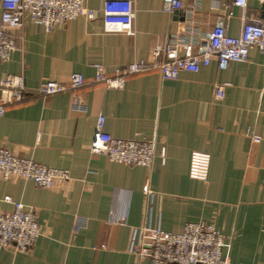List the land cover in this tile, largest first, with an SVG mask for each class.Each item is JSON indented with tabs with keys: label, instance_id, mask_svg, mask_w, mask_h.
<instances>
[{
	"label": "crops",
	"instance_id": "obj_1",
	"mask_svg": "<svg viewBox=\"0 0 264 264\" xmlns=\"http://www.w3.org/2000/svg\"><path fill=\"white\" fill-rule=\"evenodd\" d=\"M103 2L84 0L92 20L80 17L51 32L25 18L21 28L9 30L16 49L0 62V76L21 74L29 90L67 83L72 73L91 81L95 64L111 74L151 60L153 48L171 38H202L227 13L230 36L242 26L233 0H183L191 14L165 12L163 0H133L130 21L104 18ZM262 10L247 1L248 14ZM222 84L224 96L217 100L214 87ZM75 95L83 110L73 109L67 92L6 107L0 117V149L70 175L65 186L51 190L0 180V211H12L6 197L32 208L42 232L28 252L1 248L0 264H153L130 251L138 228L180 234L186 223L198 222L212 223L226 238L222 255L229 264H264L263 54L253 48L247 61L223 70L213 58L175 80L151 70L118 88L92 84ZM100 116L111 137L153 143L150 167L89 154ZM192 152L209 155L205 182L189 177ZM77 220L84 224L75 230Z\"/></svg>",
	"mask_w": 264,
	"mask_h": 264
},
{
	"label": "built area",
	"instance_id": "obj_2",
	"mask_svg": "<svg viewBox=\"0 0 264 264\" xmlns=\"http://www.w3.org/2000/svg\"><path fill=\"white\" fill-rule=\"evenodd\" d=\"M247 1L233 0V4L242 10V26L238 36H230L225 29V20L231 16V13H227L202 38L195 41L171 38L162 46L153 48L149 54L151 60L129 63L111 74L101 65L95 64L91 81H86L81 74L72 73L67 83L45 82L29 90L24 86L21 74L1 75L0 117L6 107L67 92L73 93V109L80 111L84 105L75 93L92 84L118 88L125 78L151 70H157L163 80H175L180 72H197L200 66H207L213 58L218 68L223 70L231 62L247 61L248 53L253 48L264 55V0H255L263 8L260 16L246 12ZM163 10L167 13L179 10L193 13L191 9L185 8L183 0H163ZM102 15L104 18L133 20V0H104ZM80 17L87 20L94 18V11L85 7L84 0H0V62L7 61L16 49V42L9 30L21 28L25 18L46 32H51ZM224 88L225 84L214 87L217 100L223 98ZM103 127L104 118L100 116L95 125L94 140L89 146L91 156L104 155L110 162L126 166L150 167L154 159L153 143L113 138ZM252 140L257 142L259 138L253 136ZM209 159L208 154L192 152L189 177L205 182ZM13 179L30 181L40 189L51 190L65 186L70 175L67 170L42 166L1 148L0 180ZM144 194L149 200L150 192L145 191ZM3 201L12 204L13 208L11 212L0 211V249L28 252L42 234L35 211L19 202H11L9 197ZM83 224L77 220L74 229ZM138 234L139 239L132 243L130 251L140 259H150L153 264H229L222 255L226 238L212 223H186L180 234L165 233L145 225L138 228Z\"/></svg>",
	"mask_w": 264,
	"mask_h": 264
}]
</instances>
